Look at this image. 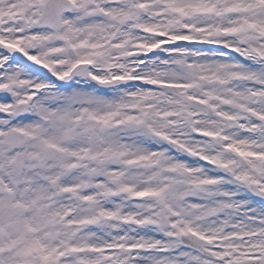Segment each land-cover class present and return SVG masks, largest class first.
Wrapping results in <instances>:
<instances>
[{
	"label": "snow or ice",
	"instance_id": "snow-or-ice-1",
	"mask_svg": "<svg viewBox=\"0 0 264 264\" xmlns=\"http://www.w3.org/2000/svg\"><path fill=\"white\" fill-rule=\"evenodd\" d=\"M0 264H264V0H0Z\"/></svg>",
	"mask_w": 264,
	"mask_h": 264
}]
</instances>
